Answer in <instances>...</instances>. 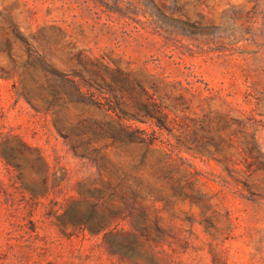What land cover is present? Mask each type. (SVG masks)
Returning a JSON list of instances; mask_svg holds the SVG:
<instances>
[{"label": "rangeland", "instance_id": "1", "mask_svg": "<svg viewBox=\"0 0 264 264\" xmlns=\"http://www.w3.org/2000/svg\"><path fill=\"white\" fill-rule=\"evenodd\" d=\"M0 264H264V0H0Z\"/></svg>", "mask_w": 264, "mask_h": 264}, {"label": "trees", "instance_id": "2", "mask_svg": "<svg viewBox=\"0 0 264 264\" xmlns=\"http://www.w3.org/2000/svg\"><path fill=\"white\" fill-rule=\"evenodd\" d=\"M142 230H145L144 228H142Z\"/></svg>", "mask_w": 264, "mask_h": 264}]
</instances>
